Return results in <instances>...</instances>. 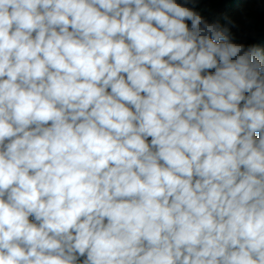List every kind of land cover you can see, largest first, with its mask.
I'll list each match as a JSON object with an SVG mask.
<instances>
[{
	"label": "clouds",
	"instance_id": "1",
	"mask_svg": "<svg viewBox=\"0 0 264 264\" xmlns=\"http://www.w3.org/2000/svg\"><path fill=\"white\" fill-rule=\"evenodd\" d=\"M197 2L0 0V264H264V49Z\"/></svg>",
	"mask_w": 264,
	"mask_h": 264
},
{
	"label": "trees",
	"instance_id": "2",
	"mask_svg": "<svg viewBox=\"0 0 264 264\" xmlns=\"http://www.w3.org/2000/svg\"><path fill=\"white\" fill-rule=\"evenodd\" d=\"M196 10L210 22L218 20L227 27L235 42L264 49V0H198Z\"/></svg>",
	"mask_w": 264,
	"mask_h": 264
},
{
	"label": "built area",
	"instance_id": "3",
	"mask_svg": "<svg viewBox=\"0 0 264 264\" xmlns=\"http://www.w3.org/2000/svg\"><path fill=\"white\" fill-rule=\"evenodd\" d=\"M242 106V105H241Z\"/></svg>",
	"mask_w": 264,
	"mask_h": 264
}]
</instances>
